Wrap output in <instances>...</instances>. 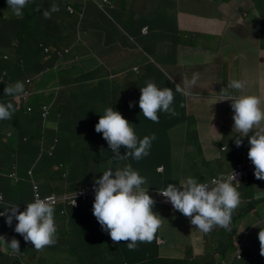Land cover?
<instances>
[{
    "label": "clouds",
    "instance_id": "clouds-1",
    "mask_svg": "<svg viewBox=\"0 0 264 264\" xmlns=\"http://www.w3.org/2000/svg\"><path fill=\"white\" fill-rule=\"evenodd\" d=\"M40 2L41 0H36L34 3H30L29 0H0V4L2 3L0 13L6 6L11 9L14 15L21 16L24 8L33 9ZM110 5L109 0H66L63 10L67 16L73 18V21L52 28L48 42L40 43L47 59L51 60L52 57L57 59L53 69L59 65L62 66L61 69L74 68L80 63L82 56L88 51L87 41L93 37L87 32L79 33L84 27L82 22L84 13L88 8H95L106 14L107 10H110ZM56 11H59V6L56 4L51 5L50 8L46 7L41 12V19L48 21L51 13ZM255 29L261 32L262 29L264 30V25H257ZM145 30L146 27L143 32ZM14 59L15 57L11 53L0 52V63L12 62ZM98 67L102 66L96 65L90 68L88 73H85L84 78L88 79L89 86L76 90L73 86L71 97H67V100L62 103L63 105H61L63 94V86L60 84L61 75H56L57 78L48 82L43 89L37 84L42 78L48 76L46 73L26 77L22 82H10L7 72H2L0 83L8 86L4 88V94L0 92L1 142L4 143L3 139L11 136L7 127L15 126L20 117L6 96L20 95L25 109L21 108L18 112L26 116L34 112V108L28 105L30 100L36 95H45L54 86L56 94L52 104L54 106L57 104V109H62L64 115H75L83 101L87 106V117L93 120L96 104L95 96L92 95V84L95 85L102 75L107 80L110 77L107 72H104L107 75L101 73ZM198 79V73H193L191 79L185 77L182 84L175 86V91L188 94ZM9 83L11 84L9 85ZM228 87L241 91L244 88V82L234 79L229 82ZM224 100L232 101L233 129L239 134L234 141L236 146L242 145L244 137L248 138L250 145L245 154H241L232 146H224L218 141L215 146L211 147L212 151L223 158V166L227 165L226 156L229 158L227 162L231 169L227 168L224 174H221L215 165L195 170L191 155L196 153L197 148L188 147L186 152L180 154L178 160L179 166H185L186 174L184 176L188 178L178 182L179 186L167 184L166 187L155 189L145 187L147 180L144 176L146 174L142 171L144 160L140 159L150 154L151 143L156 139V136L152 134L142 139L139 138L135 126L112 107L105 109L95 125V132L102 133V138L112 151L111 154L108 153L110 160L105 161L106 164L100 167V171L93 174V180L87 186L81 187L75 192H67L68 175L62 173L59 177L62 186L58 189L66 187L63 194L43 196L39 186L31 181L28 191L15 196V194L13 195L14 188L10 186V183L4 182L18 183L17 166L12 163L9 173L6 176H0V180H3L8 186L7 192L9 191L13 195L9 200L6 195L8 193L5 196L0 195V256L9 254L11 258H23L24 254L19 252L18 240L13 238L10 242H5L11 235H20L25 241L23 246L31 247L33 245L37 251H43L46 247L59 246V224H71L70 217L75 221L77 215L84 225H88L85 231L90 236L88 241L78 248L76 256L72 257L73 260L80 255L84 257L86 264H103L101 261L112 264L115 260L122 259L120 255L123 250H129L133 254L132 260L144 258L145 251L156 250L159 255L160 252L162 254L167 249L165 220L166 222L168 220L161 218L157 211L167 209L169 217L173 221H180L183 229L189 230L192 235L199 231L208 234L215 229V236L229 237L227 244L228 241H232L235 253L230 257L216 260L215 264H264V217L258 216L264 207L257 206L258 203L264 201V100L259 96L249 94L238 97L229 95L227 99L220 101ZM27 102L28 104H26ZM177 105L178 97L171 88H159L152 81L140 88L139 108L141 114L153 123H159V113L161 112L176 116ZM132 106L130 102L129 107ZM51 109L50 105L43 103L38 105V122L41 125L49 119ZM90 125L91 122L87 127L88 130H90ZM250 132L253 133L251 136H249ZM84 134H87L86 131ZM176 134L177 144L181 147L185 146L186 139H181L180 132H176ZM91 135H94L93 132L83 138L87 146H89ZM59 145V138L53 137L47 152L49 159H53L57 155L70 156L71 153H75L59 148ZM122 146L126 149L123 155L120 154ZM5 148L7 149V145ZM233 154L236 157H233ZM129 157L136 161L127 163L115 171L106 170L105 166L114 165L113 161L121 162ZM197 162L200 163L199 159ZM62 168L63 165L59 164L55 170L58 171ZM164 171V167L158 169L161 174ZM210 172L213 173V176H208ZM175 174L181 175L179 172H175ZM27 176H31L30 171L27 172ZM251 187L257 188L254 197L250 193ZM23 195H26L27 203L24 206V211H19L17 203L21 201ZM46 198H52L54 204L52 205ZM4 200L8 201L4 203ZM71 200H74L73 205L75 204V206L70 204ZM90 203H93L92 214L96 220L87 222L81 208L82 205ZM239 206L240 209L235 211ZM241 206L243 207L241 208ZM244 216L248 218H244ZM13 218L17 221L15 224H12ZM247 219H252V229L256 228L261 231L259 234H254L253 230L245 232V236L252 235L251 243L242 240L238 244L236 241L238 226ZM80 228L84 230V227L80 226ZM63 236L68 239L66 233ZM95 244H105L113 253L104 251L102 254L100 250L92 249ZM16 263L18 264L17 261ZM43 264L61 263L56 258ZM121 264L129 263L122 261ZM138 264H146V261Z\"/></svg>",
    "mask_w": 264,
    "mask_h": 264
},
{
    "label": "crops",
    "instance_id": "crops-1",
    "mask_svg": "<svg viewBox=\"0 0 264 264\" xmlns=\"http://www.w3.org/2000/svg\"><path fill=\"white\" fill-rule=\"evenodd\" d=\"M46 1L41 0L31 9L34 16L30 19L29 26L24 27L23 35L33 26L48 30L73 21L63 10L66 0H50L49 8L56 4L59 11L52 12L48 21H43L41 12L46 8ZM109 1L110 10L106 14L95 8H88L84 13L83 30L93 37L87 41L88 51L82 56L80 63L60 76V84L63 86L61 105L67 97H71L73 86L74 90L89 86L88 79L84 76L96 65H101L113 77V82L126 79L136 90L146 86L149 81L162 83V87L173 89L178 97L175 110L177 115L173 116L172 121L162 116L159 130H167L163 135L168 136V132L169 139L166 138L167 141L162 145L160 139L151 145L150 154L142 164V171L146 174L145 187H163L158 180H162L166 186H179L178 182L188 177L184 176L185 166H174L172 162L171 147L172 140L177 138L176 132H180L182 140L186 139V148H197L195 156L201 152L200 147L212 151L211 147L217 141L224 146H231L229 142L234 139L232 132L235 131L232 101L220 100L227 99L229 95L238 97L248 94L264 100V30L258 32L255 29L257 25H264V0ZM23 42L21 35L12 37L8 50L23 46ZM74 70L79 76L73 75ZM193 73H198L199 79L189 93L176 92L175 86L182 84L185 77L191 79ZM234 79L244 82L241 91L228 87L229 82ZM142 81L145 82L140 83ZM217 122H222L223 125L219 127ZM171 123L172 126L169 127ZM155 136L159 137V133ZM185 146L181 147V153L187 151H184ZM169 166L170 172H158L159 168L168 169ZM175 172L181 175H176ZM93 174L94 172L82 173L74 180H68L66 191L75 192L87 186L93 180ZM196 175L198 176L197 173ZM65 189L66 187L61 190ZM92 205L93 203L84 204L81 208L87 222L96 220L92 214ZM157 214L168 220H165L167 249L159 255L156 250L145 251L144 258L133 260V254L129 250H123L120 255L122 259L114 262L215 264L230 247V242L227 244L224 236L219 235H213L210 241L199 242L189 230L183 229L180 221H173L169 217L167 209H160ZM59 225L68 239L59 236V246L46 247L43 251L35 250L33 245L23 246L25 241L20 235H11L5 242L8 243L13 238L18 240L19 252L24 256L15 259L9 254L1 255L0 264H17L16 261L18 264H43L61 254L76 256L78 248L89 239L90 235L85 231L88 225H84L78 215L75 225L84 227L82 234L70 223Z\"/></svg>",
    "mask_w": 264,
    "mask_h": 264
},
{
    "label": "trees",
    "instance_id": "trees-1",
    "mask_svg": "<svg viewBox=\"0 0 264 264\" xmlns=\"http://www.w3.org/2000/svg\"><path fill=\"white\" fill-rule=\"evenodd\" d=\"M1 7V6H0ZM2 12L0 13V52H9L11 53L15 59L12 62L7 63H0V75L2 72H7V75L9 77L10 82H22L26 77H34L39 76L41 73H46L48 76L45 78H42L37 86L44 87L48 82L53 81L54 79L59 76V73L62 71L61 67L58 66L56 69H53L55 66V62L57 61L56 58L52 57V59H47V55L43 54L42 48L40 47V43L46 44L50 38V34L52 29L46 30L41 27H35L33 26L32 29L29 28V31L26 35H23L24 27L29 26L30 19L34 16L32 10L27 7L23 9V15L16 16L12 13L11 9L4 6L2 8ZM13 14V15H12ZM33 24V21H31ZM85 33L84 30H80L79 32ZM16 35H21L24 39L23 46L17 47L13 50H6L8 48L9 42L12 37H15ZM81 45V44H80ZM81 47L85 49L82 45ZM69 68V67H66ZM73 67H70V70ZM99 71L101 73H104L102 67H98ZM65 73V72H64ZM57 75V76H56ZM118 78V77H116ZM147 79V78H146ZM161 80V77L159 78V81ZM146 81V80H145ZM145 81H142L140 83H143ZM108 80L105 79L104 75H102L96 84H92V95L95 96V107L96 112L94 115L93 120L89 117H85L84 119L79 121V124L77 125L74 134L79 136L80 138H84L88 136L90 133L93 132V136L91 135V138L89 140V150L91 151V154L94 159V163L97 162H105L109 161V154L112 153L111 149L108 147L107 142L102 138V133L95 132V125L98 123V120L101 115H103L104 111L108 107H112L113 110L118 111L121 113L123 118H125L127 121H129L133 126H135V131L137 133V136L139 138H143L145 136H151L152 134H158L155 140L152 141L151 145L156 144L160 139V144H164L167 139H169V133L167 132V135H163V132H159L161 129L162 123V116L167 118H170L171 121L173 120V116L167 114V113H159V123H153L150 120H147L143 117L141 114V110L139 108V98H140V89L136 90L132 87V83L124 80H114V82L107 83ZM139 83V84H140ZM11 83H9L10 85ZM157 87L163 88L162 83L156 84ZM8 85L0 83V92H3L4 94V88ZM6 96V95H5ZM44 99L42 102L50 105V107L53 109L54 104L50 101V98L43 95ZM8 102H11L15 108V111H17L18 115H21V112H18L21 108L25 109V104L20 99V95L13 97V96H6ZM49 99V100H48ZM132 103V107H129V103ZM43 103V104H44ZM28 104V102L26 103ZM30 104V103H29ZM28 104V105H29ZM44 104V105H46ZM88 114L87 106L85 102L80 103V107L77 110V114ZM88 116V115H87ZM90 130L87 129L89 123ZM172 126V123L169 127ZM168 127V128H169ZM167 128V129H168ZM86 131L87 134H84ZM162 133V134H161ZM167 138V139H166ZM6 144L0 142V150L5 151ZM201 152L199 155L193 157V166L195 170H202L210 165H215V167L218 168L219 172L221 174L226 173V169H231V166L227 162L229 159L228 156H226V167L223 166V158L219 156L218 153L211 150H204L200 149ZM126 149L122 146L120 149V154L123 155L125 153ZM196 157V158H195ZM233 157H236L233 154ZM148 158V157H147ZM143 157L140 160L147 159ZM194 159H199L200 163L195 161ZM119 161V160H117ZM113 161L112 164L114 165H106L105 168L111 169L115 171L116 169H121L123 165L127 163H132L136 160L129 157L128 159H125L121 162ZM168 170L171 171V167L169 166L168 169L165 168V171ZM208 176H213V173L210 172ZM163 187H166L164 182L162 180H158ZM6 183H10V181H4ZM3 182V180H0V195H4L6 193L8 200L15 194V188L13 195L10 194V192H7L8 186ZM264 185V183H263ZM62 186V183L59 182V179L53 180L49 183V185L45 186L44 189H40V192L43 196H47L50 194H58L64 192V190L58 189ZM31 187V184L24 190H22V193H25L28 191V189ZM8 200H4V203H6ZM27 203L26 195L22 196V199L18 204L19 211H24V206ZM243 206H241L242 208ZM240 209V206L235 210L238 211ZM6 220V217L4 218ZM17 221L13 218L12 224H15ZM226 240L229 237H224ZM103 264H111L107 262H102ZM112 264H120L119 262H114Z\"/></svg>",
    "mask_w": 264,
    "mask_h": 264
},
{
    "label": "rangeland",
    "instance_id": "rangeland-1",
    "mask_svg": "<svg viewBox=\"0 0 264 264\" xmlns=\"http://www.w3.org/2000/svg\"><path fill=\"white\" fill-rule=\"evenodd\" d=\"M29 2L34 3L36 0H29ZM49 3L50 0H47L45 6L48 7ZM69 70L70 68H63L59 75H62L64 72ZM73 75L79 76V73L74 70ZM108 79L107 83H110L112 82L113 77L110 76ZM42 88L44 89V87ZM54 89L55 87L52 86L50 90L45 93V96L49 97L51 102H53L56 94ZM43 99L44 96L40 95L33 97L30 100L29 105L34 108V112L26 116L20 115L15 126L7 127L11 136L3 139L4 143L7 145V149L5 151L0 150V176H6L10 171L11 164H16L18 183L14 184L10 181V186L15 188V196L21 195L23 188L25 190L31 181L37 184L40 189H44L51 181L59 179L62 173H66L68 175V180L71 181L82 173L94 172L95 174L100 171V167L106 164V162H97L95 164L91 151L89 150L85 140L74 134L79 121L87 117L88 114L64 115L62 109H57L56 104L54 108L51 109L49 119L41 125L38 122L37 108L40 103H44L42 102ZM217 125L221 127L223 124L222 122H217ZM232 133L234 134V139L229 143L233 149L238 150L241 154L247 153L250 147L248 138L244 137L242 145L237 147L234 141L238 138L239 134L236 131ZM252 134L253 133L250 132L249 136ZM53 137L59 138V148L68 149L69 151L75 153H71L70 156L57 155L55 158L49 159L47 157V152ZM219 138L220 136L218 139ZM1 141L2 140L0 139V142ZM181 150V146H179L176 140L173 139L171 156L173 158L172 162L174 166L178 164ZM186 150L188 149L185 146L184 151ZM194 156L195 154L191 155L192 158ZM59 164H62L63 168L56 171L55 168H58ZM28 171L31 172V176H27ZM256 190L257 188L251 187L250 193L252 197H254ZM257 206L264 207V201L258 203ZM258 216H261L262 218L264 217V209L258 213ZM244 218L248 217L244 216ZM70 222L79 231V233L82 234V228L75 225V221L72 217H70ZM250 230H253L254 234H259L261 231L256 228L252 229V219H247L239 224L236 232V241L238 244L242 240L246 243H251L252 235L245 236V232H249ZM214 233L215 229L208 234H204L199 231V233L193 235H195L196 239L200 242L203 240L210 241L213 238ZM58 235H65V231L60 229L58 231ZM229 242L230 247L225 251L226 253L224 255L226 257H230L235 253L232 241L230 240ZM92 249H98L102 254L104 251L113 253L109 246L105 244H95L92 246ZM224 256L220 257L218 260L223 259ZM58 260L61 264H73L72 257L65 254H61L60 257H58ZM74 264H86V260L83 256L79 255V257L74 260Z\"/></svg>",
    "mask_w": 264,
    "mask_h": 264
},
{
    "label": "built area",
    "instance_id": "built-area-1",
    "mask_svg": "<svg viewBox=\"0 0 264 264\" xmlns=\"http://www.w3.org/2000/svg\"><path fill=\"white\" fill-rule=\"evenodd\" d=\"M239 174H241V173H239ZM46 199L49 200L52 203V205L54 204V200L52 198H46ZM73 202H74V200H71L70 204L72 206H75V204L73 205ZM221 264H224V263H221Z\"/></svg>",
    "mask_w": 264,
    "mask_h": 264
}]
</instances>
